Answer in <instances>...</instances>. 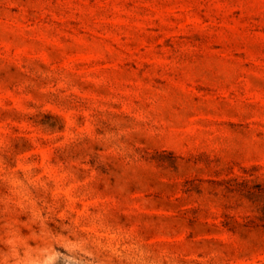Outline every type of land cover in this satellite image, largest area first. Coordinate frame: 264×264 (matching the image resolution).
<instances>
[{
  "label": "rangeland",
  "instance_id": "374dc122",
  "mask_svg": "<svg viewBox=\"0 0 264 264\" xmlns=\"http://www.w3.org/2000/svg\"><path fill=\"white\" fill-rule=\"evenodd\" d=\"M0 264H264V0H0Z\"/></svg>",
  "mask_w": 264,
  "mask_h": 264
}]
</instances>
